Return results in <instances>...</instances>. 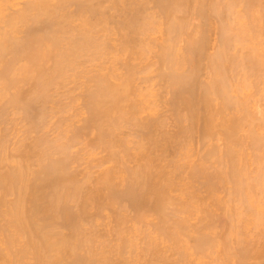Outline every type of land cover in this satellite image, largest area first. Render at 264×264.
Returning <instances> with one entry per match:
<instances>
[{
  "label": "bare ground",
  "instance_id": "obj_1",
  "mask_svg": "<svg viewBox=\"0 0 264 264\" xmlns=\"http://www.w3.org/2000/svg\"><path fill=\"white\" fill-rule=\"evenodd\" d=\"M261 1L0 0V264H115L113 253L138 250L133 237L145 228L137 224L149 231L142 253L157 257L148 264H181L195 256L192 250L203 256L220 245L223 257L217 256L225 264L264 256V248L255 250L241 235L247 213L235 212L230 200H246L264 182V171L249 180L241 152L248 141L257 151L264 148V117L254 115L243 95L246 75L264 77V51L255 46L264 35V12L255 14L256 7L264 11ZM242 3L250 25L239 23ZM191 18L201 22L194 29ZM212 24L218 37L211 51ZM83 59L91 63L82 65ZM92 63L90 73L86 64ZM68 79L82 82V99L73 92L82 104L74 96L80 104L57 99ZM160 85L166 101L153 89ZM195 137L204 149L201 162L192 159ZM214 140H223V148ZM83 151L96 152V164L88 159L84 166ZM196 182L227 212L222 239L216 209L196 198ZM229 183V200L217 197V186ZM110 208L115 244L95 235ZM196 212L203 220L191 225ZM242 219L243 228L236 225ZM155 232L179 259L164 255Z\"/></svg>",
  "mask_w": 264,
  "mask_h": 264
},
{
  "label": "rangeland",
  "instance_id": "obj_2",
  "mask_svg": "<svg viewBox=\"0 0 264 264\" xmlns=\"http://www.w3.org/2000/svg\"><path fill=\"white\" fill-rule=\"evenodd\" d=\"M263 1H264V0H262L260 3H262ZM260 3H257V4H260ZM242 5H243V3H242ZM263 5H264V3L262 4V6H263ZM255 6H256V5H255ZM255 6H254V8H255ZM257 6H259V5H257ZM259 7H260V6H259ZM259 7H258V8L256 7L257 9L255 8V10H258V9H259V12H257V11L254 10V11H255V14L258 13V16H259L261 13L264 12L263 10L260 9L261 7H260V8H259ZM263 7H264V6H263ZM263 7H262V8H263ZM243 8H244V5H243L242 7H241L240 5L238 6V10H239L240 13L242 12V10L248 11V10H246L247 7H245L244 9H243ZM240 9H242V10L240 11ZM260 10H261L262 12H261ZM251 12H252V11H251ZM247 13H248V16H247V14L244 13V12L241 13V15L243 14V17L240 16V18L242 17V18H241L242 21H241V19H240L239 23H245V22H246L245 25H247V24L250 25V24H251V22H250L249 19L251 18V21H252V15L250 16V15H249V12H247ZM253 13H254V12H253ZM253 13H252V14H253ZM250 14H251V13H250ZM255 14H254V15H255ZM256 15H257V14H256ZM262 15H264V13L261 14V16H262ZM249 16H250V17H249ZM244 17H245L246 19H245ZM238 18H239V17H238ZM243 18H244V19H243ZM191 19H192V21H191V22H192V23H191L192 26L190 25V29H192L193 27H196L195 25L198 26V25L201 23L200 20H198L199 18H196L195 20H194V18H191ZM245 20H247V21H245ZM195 22H196V23H195ZM199 22H200V23H199ZM247 22H249L250 24L247 23ZM191 27H192V28H191ZM193 29H194V28H193ZM209 29L213 30V31L208 30V32H207V34H209V35H208V38H209V40H210V43H212V44H211V51H212V50H213V47H214L213 44L216 43V40H217L216 37H218V36H217L218 34L216 35V33H217L216 31H217V30H216V28H215V24H212L211 28H209ZM214 29H215V30H214ZM154 33H155V32H154ZM152 34H153V33H152ZM160 34H161V35H160ZM162 34H163L162 32H160V33L157 32L156 34H153V35H155V36H156V35H158V36L160 35L161 37H158V36H157V38H158V39H159V38L161 39V38L163 37ZM150 35H151V34H150ZM209 36H210V37H209ZM152 37L155 39L154 36H150V39H151ZM263 37H264V35L262 36L261 43L263 42L262 40H264ZM153 38H152L151 40H153ZM160 39H159V42L162 41V39H161V41H160ZM215 39H216V40H215ZM154 41H155V40H154ZM156 42L159 43L158 41H156ZM254 42H255V43H256V42L258 43V42H260V41H257V40H256V41H254ZM181 43H182V42H181ZM257 43H256V44H257ZM261 43H259V45H255V46H257V48H258L259 46L262 48V49H261L260 47L258 48V49H260L259 52H261V50L264 51V48H263V47H264V43H262V44H261ZM183 44H184V43H182V45H183ZM261 45H262V46H261ZM239 46H240V45H239ZM261 54L264 55L263 52H262ZM148 55L151 56V58H150V56H149L150 59H153V58H152V57H154L153 54H152L153 56H152L151 54H148ZM148 55H147V56H148ZM149 58H148V59H149ZM150 59H149V60H150ZM149 60H148V61H149ZM86 61L89 62L88 60L83 59V61L81 62V64H82V65L85 64ZM150 61H151V60H150ZM153 61H154V60H153ZM87 62H86V63H87ZM96 62L98 63V61H96ZM89 63H91V62H89ZM97 63L94 62V64H97ZM99 63H101V61H100ZM94 64H93V63H92V65H87V64H86L87 67L90 66L89 68H91V70L87 68L88 71L90 70V71H89L90 73H91V71H92V69H93L92 66H95ZM84 66H85V65H84ZM81 67L83 68V66H81ZM154 67H156V66H154ZM81 70H82V69H81ZM83 70H85V67H84ZM83 70H82V71H83ZM86 71H87V70H86ZM83 72H85V71H83ZM89 72H86V75H89V74H90ZM247 76H248V75H246V77L244 78L245 80H247V81H245V82H247V83H245L246 85L244 86V87H245L244 89H246L247 91L245 90V93H243V95L245 94L244 97L247 98V99H245V100H246L247 103L250 102V103L252 104V105H250V103H248V104L250 105L249 107L251 108V110H253V111L255 110V112L257 111V112H256L257 115L253 113L255 116L260 115V116H263V117H264V86L262 85V83L264 84V82L262 81V80H264V79H262V78H264V77H261V78L259 77V78H257V77L255 76V77H256V78H255V77L253 76V80H252V77L250 78L251 75H249L248 77H247ZM239 77H242V76H239ZM239 77H238V78H239ZM246 78H248V79H246ZM249 78H250V79H249ZM80 79H81V78H80ZM241 79H242V78H241ZM254 79H255L256 82H257V81H259V82L256 83V82L254 81ZM256 79H257V80H256ZM260 79H261V82H260ZM68 80H69V79H68ZM68 80H67V81H68ZM70 80H72V79H70ZM70 80H69V81H70ZM78 80H79V79H78ZM242 80H243V79H242ZM67 81H66V82H67ZM74 81H76V80H72V82H74ZM249 81H250L251 83H250ZM66 82H64L63 87H66L67 89L69 88V86L71 87V89H72V87H74V88L72 89V90H74V91H72V90L69 88V90L72 91V94H71V91H69V90H67L66 88H63V87L61 86V87H62L61 89H63V90H61V89L59 88V89H60L59 91H60V93H61V96H63V97H60V95L58 96V94H59V92H58V94H55L56 97H57V99H59V98L63 99L65 102H64L63 100H61V101H63L65 104H67V102H69L68 104H76V102H77V104H80V103H78V101H75V100H76V97L79 96V95H81V99H82V94H83V93L81 94V91H83V90H80V89H78V88L82 87L83 84L81 85V83L84 82V78H82V82L79 81L80 83H79L78 81H76L77 83H79L78 85H80V86H78L75 82L72 83V82L70 81L71 84H70V82H67V83H66ZM155 82H156V81H155ZM155 82H154V83H155ZM252 82H253V83H252ZM65 83H66V85L69 84L68 87L65 85ZM154 83H153V84H154ZM249 83H250L251 85H250ZM158 84H159V83H158ZM252 84H253V85H252ZM64 85H65V86H64ZM154 85H155V84H154ZM156 85H157V84H156ZM156 85H155V86H156ZM254 85H255V86H254ZM155 86H153V89H156L155 91H157V92L159 91L160 94L164 92V95L167 96L166 93H168V91L165 92V90H166L165 88H164V89H165V90H164V89H161V88H163L161 85H160V87H155ZM252 86H253V88H252ZM75 87H77V89H76L77 92H76V90H75ZM83 87H84V86H83ZM247 87H248L249 89H248ZM254 87H255V88H254ZM262 87H263V88H262ZM260 88H261V89H260ZM64 89H65V90H64ZM82 89H83V88H82ZM244 89H243L242 92H244ZM250 89H251V90H250ZM249 90H250V91H249ZM57 91H58V90H57ZM62 91H63V92H62ZM67 91H69L70 93L67 92ZM149 91H150V90H149ZM151 91H152V89H151ZM65 92H67V94H66ZM73 92H74L75 94H77L76 97L74 96L75 94H74ZM79 92H80V93H79ZM252 92H253V93H252ZM63 93H65V95H63ZM78 93H79V95H78ZM152 93H153V91H152ZM68 94H69V95H68ZM156 94H157V93H156ZM247 94H248V95H247ZM254 94H255V95H254ZM153 95H154V93H153ZM246 95H247V96H246ZM68 96H69V97H68ZM72 96L75 97V100H73V102H72V98H73ZM157 96H158V95H157ZM160 96L164 97L163 94H161ZM168 96H169V98H170V94H169ZM66 97H67V98H66ZM153 97H155V96H152L151 100L153 99L154 101H156L157 99L155 100ZM157 98L159 99V97H157ZM160 98H161V97H160ZM167 98H168V97H167ZM248 98H249V99H248ZM77 99H78V97H77ZM162 99H163V98H162ZM78 100H79V102H81V104H82V101H83V100L80 101V97H79ZM164 100L166 101L167 99L164 97ZM164 100H163V101H164ZM247 100H248V101H247ZM252 100H253V101H252ZM58 101H59V100H58ZM161 101H162V100H161ZM161 101H160V102H161ZM63 102H62V104H64ZM70 102H72V103H70ZM74 102H75V103H74ZM157 102H158V101H157ZM161 103H163V102H161ZM161 103H157V104H161ZM59 104H61V102H60ZM164 104L167 106V103H164ZM254 104H255V105H254ZM261 104H262V105H261ZM165 105H163V106H165ZM166 106H165V107H166ZM254 106H255V107H254ZM168 107H170V106H168ZM168 107H166L165 109L163 108V109H162L163 112H165V113L167 112V114H169L168 112H170L171 109H168ZM262 107H263V108H262ZM166 109H167V110H166ZM164 110H165V111H164ZM168 110H169V111H168ZM167 114H165V117H168L169 115H170V116L172 115V113L169 114V115H167ZM163 115H164V114H163ZM166 115H167V116H166ZM260 116H259V117H260ZM55 118H56V119H55ZM55 118H54V120L56 121V120H57V117H55ZM254 118H255V117H254ZM256 118H257V117H256ZM256 118H255V119H256ZM19 120H20V119H19ZM19 120H18V121H19ZM167 120H168V119H167ZM170 120H172V119H169L168 121L170 122ZM256 120H258V119H256ZM55 121H54V122H55ZM258 122H259V120H258L257 122H255V123H258ZM19 123H20V122H19ZM170 123H171V122H170ZM11 124H12V123H11ZM22 124H24V122H22ZM167 124H168V123H167ZM171 124H172V123H171ZM171 124H169V128H170V129L167 128L168 126H167L166 128H167L168 130H171V132H173V130H175L176 126H175V123H174L173 125H171ZM10 126H12V125H10ZM174 126H175V127H174ZM18 128H21V124H19ZM246 128H248V127H246ZM176 129H177V128H176ZM256 129H257V128H256ZM259 131H263V130H260V129H259ZM242 132H244V131H242ZM245 132H246V131H245ZM20 134H22V132H20ZM241 134H243V133H241ZM246 134H247V133H245L244 135H246ZM244 135H243V136H244ZM52 136H54V134H52ZM196 137H197V139H198V136H197V135H196ZM196 137L194 138L195 141L193 140V143H194V144L192 143V144H193V145H192V146H193V147H192L193 149H191V151H193V150L195 149L194 152H193L194 154L191 152V153L194 155V157L196 158V159H195V158L192 156L193 162H194V160H195V162H197V159L199 158V156L202 157L201 155L204 154V149H202L203 147L200 148V147L202 146V144H201V142H200V144H199V143L196 141ZM245 140H250V139H247V138H246ZM196 142H197V143H196ZM214 142H215L216 144H219V145L223 148V146H222V145H224L223 140H221V141H217V140L215 141V140H214ZM245 143H246L247 145H245ZM245 143H244L243 146H241V147H245V148H242V151H241V152H243V153H242V154H243V159L245 158V159H244V162L247 161V162H246V166H247V168L245 167V168L247 169L246 173L249 175V177H248V178H250L249 180H251V179H253V177L256 178L257 175H258V176L260 175L259 173H262V172L264 171V170H263V168H264V163H263V162H264V148H263V147H260L261 150H260V148H258V151H257V149H253V148H255V147L252 148V147L249 145V144H251L249 141H248V142H245ZM248 143H249V144H248ZM198 144H199L200 146H199ZM194 145H195V146H194ZM174 146H175V145H174ZM198 146H199V148H198ZM249 146H250V147H249ZM79 147H80V146H79ZM171 148H172V149H173V148L175 149V147H171ZM198 149L200 150V152H199ZM201 149H202L203 153H201ZM246 149H247V150H246ZM262 149H263V150H262ZM170 150H171V149H170ZM197 150H198V151H197ZM240 150H241V148H240ZM252 150H254L255 152L257 151V152H258V155H257V153L255 154V152L252 151ZM259 150L261 151V153L263 154V156H262V154L259 152ZM172 151H173V150H172ZM195 151H197V153H196ZM262 151H263V152H262ZM84 152H86V151H83V152H81V153H84ZM245 152H247V153H245ZM248 152H249V153H248ZM94 153H95V155H94ZM94 153H93L92 157H91V153H90V154H89V153H84V154L81 155V157H82V156L85 157L84 159L81 158V159H82L81 162H82V164H83L84 166H86V162L88 163L89 160H90V161L92 160V162L96 164V162H94L93 160H95L94 158H96L98 155L96 154V152H94ZM97 153H98V152H97ZM169 153H170V152H169ZM200 153H201V154H200ZM259 153H260V154H259ZM85 154H87V155L84 156ZM101 154H102V153H100L99 156H103V154H105V153H103L102 155H101ZM198 154H199V155H198ZM88 155H89L90 157H88ZM96 155H97V156H96ZM197 156H198V158H197ZM250 156H251V157H250ZM255 156H256V157H255ZM261 156L263 157L262 160L259 159V157L261 158ZM86 157H87V158H86ZM248 157H249V158H248ZM92 158H93V159H92ZM247 158H248V159H247ZM88 159H89V160H88ZM99 159H100V158H99ZM255 159H256V160H255ZM199 160H200V161H199ZM245 160H246V161H245ZM252 160H253L254 162H252ZM258 160H261V161H263V162L258 161ZM198 161L201 162V158L198 159ZM81 162H80V163H81ZM92 162H91V163H92ZM97 162H98V161H97ZM93 163H92V164H93ZM260 163H261V164H260ZM262 163H263V164H262ZM89 164H90V163H89ZM198 164H199V163H198ZM259 164H260V165H259ZM83 165H82V166H83ZM87 165H88V164H87ZM250 165H251V166H250ZM261 165H262V166H261ZM259 167H260L261 169H260ZM262 167H263V168H262ZM245 168H244V169H245ZM246 169H245V170H246ZM95 170H96V169H95ZM259 170H261V172H260ZM254 173H255V174H254ZM263 174H264V172H263L261 175H263ZM248 175H247V176H248ZM261 175H260V176H261ZM258 176H257V177H258ZM260 176H259V177H260ZM263 176H264V175H263ZM197 182H198V181H197ZM197 182H196V183H193V185H194L195 187H192V189H193V188H194L193 190L196 189L195 192H196V191H199V192H197V193H199V194L196 193V195L198 196V197H196V198H199V197H200V200L203 199L205 202H204L203 200H201V202L203 201V202L205 203V204H204V203H203V204L206 205V206L209 204V205L207 206L208 209H209V207H210L211 210H212V209H214V210L216 209V210L213 212V213H214V219H215V221H216V222H214V223H216L215 226H216V229H217V230H216V231H217V234H219V235H220V236L218 235L219 238L222 239V236H224V234L227 233V231H228V229H229V221H228V218H226V217H227V212L225 211L224 208H221L220 206H218V205H217V202H216V204H215L214 201H217V200H216V198H215L213 195L209 194L210 192L208 191V189H206L207 187L205 188L204 186H202V183H200V182L197 183ZM263 183H264V182H263ZM263 183H262V184H259L258 186L254 185V186H253V190L251 189L250 193L247 192V194H246V200H248V201H250V202H251V201L253 202V201H254V198H255L254 203H250V202L244 200L245 198H242V199H241L240 197H239V200H237V201H233L234 198L230 196V197H231L230 200H232V202H234V203H232V204L236 207V209H235L234 211L236 212V211L238 210V212H241V211L243 210L240 214H243V212L245 211V212L247 213L248 217H249V218H248L247 215H246V213H245L246 216H244V217H246V219H244V220H245V222H246L247 219H248V222H249V223H246V224H245V222H244L243 219H242L243 221L240 220V221H236L237 223H236V222H235V223H236V225H237V224L240 222V226H241V228H243V226H244L243 229H244V230L247 229V231H246V230L244 231V230L242 229L241 231H242L243 233H241V235H243V234L245 233L246 236H245V235H243V236L248 240L247 242H249L248 244H249L252 248H253V247L257 248V249H255V250H258L259 248H260V249L264 248V222H263L264 220H261V221H260V219H264V218H263V217H264V216H263V215H264V214H263V213H264V187L262 186V185H264ZM198 184H200V185H198ZM197 185H198V186H197ZM225 185H226V184H225ZM225 185H218V186H217L218 188H216L218 191H216L215 194H216L217 197H218V196H220V197L222 196V198H224V199H226V200H227V199L229 200V193H228V192H230L231 186H230V183L227 184V185H229L228 187H227V185H226V186H225ZM260 185H261V186H260ZM259 186H260V187H259ZM254 187H255V188H254ZM256 187H257V188H256ZM261 187H262V188H261ZM223 188H224V190H223ZM228 188H229V189H228ZM251 188H252V187H251ZM227 189H228V191H227ZM256 189H257V190H256ZM260 189H261V190H260ZM231 190H232V189H231ZM259 191H261V192H259ZM208 192H209V193H208ZM251 192H252V193H251ZM217 193H218V194H217ZM227 193H228V194H227ZM248 194H250V195H248ZM210 195H211V197H210ZM247 195H248V196H247ZM203 196H204V197H203ZM212 196H213V197H212ZM250 196H251V197H250ZM202 197H203V198H202ZM234 197H235V196H234ZM243 197H245V195H244ZM248 197H250V198L248 199ZM196 198H195V199H196ZM211 198H212V199H211ZM232 198H233V199H232ZM237 198H238V197H236L235 199H237ZM207 199H208V200H207ZM235 199H234V200H235ZM240 199H241V201H240ZM251 199H252V200H251ZM196 200H199V199H196ZM242 200H243V201H242ZM211 201H212V202H211ZM198 202H199V201H198ZM238 202H239V203H238ZM241 202H242V203L244 202L243 204H245V206H244V205H243V206H240V205H242ZM246 202H248L249 204L246 203ZM256 203H257V204H256ZM200 204H201V203H200ZM251 204H252V206H254L255 208L252 207ZM254 204H255V205H254ZM211 205H212V206H211ZM213 205H214V206H213ZM216 205H217L218 207H217ZM236 205H237V206H236ZM247 205H248V206H251V207H249V208L247 209V207H248ZM238 206H239V207H238ZM256 206H257V207H256ZM211 207H212V208H211ZM235 207H234V208H235ZM237 207H238L239 209H238ZM234 208H233V209H234ZM243 208H244V209H243ZM250 208H251V210H249ZM252 208H253V210H252ZM262 208H263V209H262ZM219 209H221L222 211L219 210ZM245 209H247L248 211L245 210ZM258 209H259V210H258ZM239 210H240V211H239ZM128 211H129V210H128ZM253 211H254V212H253ZM259 211H260V212L262 211V212L260 213ZM130 212H131V211H130ZM238 212H237V215H236V216H239V217L241 216V217H242V215H239ZM249 212H250V213H249ZM131 213H132V212H131ZM131 213L128 212V214H131ZM216 213H217V214H216ZM215 214H216V215H215ZM252 214H253V215H252ZM255 214H256V215H255ZM103 215H104V216H107V217H106V218L101 217V218L99 219V221H98L99 224L95 227V228H96V234H95V235H96L97 237H98L99 235H105V236H106L105 238L108 239L106 242H108V243L111 242V244H115V243H117V241H116L117 239H115V238H117V237H116L115 232H114V226H115V224H116V223H115V220H114V217H113V216H114V208H110V209L104 211ZM193 215H194V216H193ZM199 215H200V216H199ZM224 215H225L226 217H224ZM215 216H216V217H215ZM218 216H219V217H218ZM258 216H259V217H258ZM262 216H263V217H262ZM156 217H157V216H156ZM191 217H192V218H191ZM201 217H202V214H200L199 212H198V213L196 212V214L193 213V214L190 216V219H189L191 225H199V224L201 223L200 221L203 220ZM223 217H224V218H223ZM241 217H240V218H241ZM250 217H251V218H250ZM254 217H255V219H254ZM150 218H151L152 222H158V221H157L158 218H155V217H153V216H150L149 219H150ZM242 218H243V217H242ZM252 218H253V219H252ZM256 218L259 219V222H260V223L258 222V223L256 224V222L258 221ZM199 219H200V220H199ZM201 219H202V220H201ZM225 219H226V220H225ZM251 219H252L253 221H252ZM218 220H219V221H218ZM255 220H256V222H255ZM149 221H150V220H149ZM227 221H228V222H227ZM251 221H252V222H251ZM198 222H199V223H198ZM241 222H244V223L242 224ZM197 223H198V224H197ZM261 223H262V224H261ZM131 224H132V223L129 222L127 225H131ZM217 224H219V225H217ZM241 224H242L243 226H242ZM244 224L246 225V227H245ZM248 224H249V225H248ZM251 224H252V225H251ZM258 224H259V225H258ZM136 226H138V228H141V227H142L143 229H144V228L147 229L146 226L143 227L142 224H140V225L137 224ZM220 226H221V227H220ZM223 226H225V227H223ZM238 226H239V225H238ZM256 226H257V227H256ZM110 227H111V228H110ZM109 228H110V229H109ZM143 229H142V230H143ZM145 229H144L141 233L139 232L140 234L138 233V235L135 236L136 238L133 237L134 240H135L136 242H138V244L136 243V244H137L136 246H138V248H137L138 250L134 248V249L137 250V251L134 250L135 252H133V250L131 251L130 249H128V251L130 250L132 253H131V252H127V253H131V254H127V253H125L123 256H120V255H117L116 253H115V254L113 253V262H114L115 264H125V262H126L128 259L131 260L132 258H133V259L136 258L135 254L137 255V253H138L139 255H141V257L139 256L140 259L138 258V255H137V258H138L139 260H137L136 262H133V263H131V264H148L149 261H151L153 258H157V257H155L154 255L150 256V255H148V254L145 255V254L142 253V250H143L144 247H146V243H147V240H148V238H146V236H147V237L149 236V235H148V232H149V231L146 230V231H147V232H146ZM219 229H220V230H219ZM148 230H149V229H148ZM254 231H255V232H254ZM257 231H258V232H257ZM145 232H146V236H144L145 234L143 235V233H145ZM218 232H219V233H218ZM223 232H224V233H223ZM249 232H250V233H249ZM251 233H252V234H251ZM97 234H98V235H97ZM141 234H142V235H141ZM153 235H154V236H157V238H160L158 241H159V243H160V247H161V250H162V252L164 253V255H166V256H167V255H169V256L172 255L173 257L170 256L171 259H174V258L176 259L177 257H179V254H177L175 251H173L172 248H169V246H170V242L168 241V239H167V241H166V238H164V237H162V239H161V237H159V235L156 234V232H155V234H153ZM239 235H240V234H239ZM239 235L237 236V239H238V237H240ZM251 235H252L253 237H252ZM142 236H143V237H142ZM154 236H153V237H154ZM233 236H234V235H233ZM233 236H232V237H233ZM241 237H242V236H241ZM250 238H251V239H250ZM102 239H104V238H102ZM234 239H235V240H234ZM232 240H234V243H233V244L236 246V245L238 244V243L236 242V241H237V240H236V236L233 237ZM115 241H116V242H115ZM191 242H192V241H191ZM250 242H251V244H250ZM235 243H236V244H235ZM191 244H192V243H191ZM191 244H190V245H191ZM165 245H166V246H165ZM168 245H169V246H168ZM192 245H193V244H192ZM234 245H233V246H234ZM238 245H239V244H238ZM238 245H237V246H238ZM252 245H253V246H252ZM130 248H131V247H130ZM215 248H216V247H215ZM215 248H213V249H215ZM132 249H133V248H132ZM165 249H166V250H165ZM170 249H171V251H170ZM213 249L211 250V251L213 252L212 254H211V252H206L207 254L204 253L205 255L202 254L203 256L200 255L201 257L199 256L198 253H196L194 250L191 249V250H192L191 253H194L195 256H193V255L190 254L191 257H189V259H187L188 261H187V260H186V261H182V263H184V264L187 263V264H188V263L190 262L189 264H194V263H195V264H198V263L200 264V262H201V264H202V261L204 260V261H203L204 264H225V262L221 261V258H219V256H220V257H223V256H221V255H222V252H223V249H224V248H222V245H220L219 248H218V246H217V248H216V252L213 251ZM220 249L222 250L221 252H220ZM165 251H167V252L165 253ZM209 251H210V249H209ZM173 252H174L175 255H174V254H171V253H173ZM220 253H221V254H220ZM176 254H177V255H176ZM196 254H198L199 257H198ZM217 254H218V255L220 254V255L217 256ZM125 255H126V256H125ZM176 256H177V257H176ZM152 257H153V258H152ZM194 257H195V258L198 257V258L195 259ZM205 257H206V258H205ZM168 258H169V257H168ZM191 258L193 259L194 262L192 261ZM215 258H216V259H215ZM252 258H253V257H252ZM252 258H251V259H252ZM177 259H179V258H177ZM190 259H191V260H190ZM198 259H199V260H198ZM202 259H203V260H202ZM189 260H190V261H189ZM196 260H197V261H196ZM201 260H202V261H201ZM209 260H210V261H209ZM218 260H219V263H218ZM157 261H159V262H158L159 264H163V261H162V260H157ZM250 261H251L250 264H251V263H252V264H264V256H263V257H255V256H254V258H253L252 260H250ZM155 262H156V261H155ZM191 262H192V263H191ZM222 262H223V263H222ZM182 263H181V264H182ZM100 264H104V263H100ZM156 264H157V263H156ZM165 264H166V263H165ZM227 264H230V263H227ZM231 264H232V263H231Z\"/></svg>",
  "mask_w": 264,
  "mask_h": 264
}]
</instances>
